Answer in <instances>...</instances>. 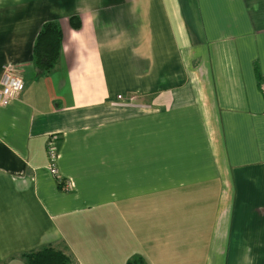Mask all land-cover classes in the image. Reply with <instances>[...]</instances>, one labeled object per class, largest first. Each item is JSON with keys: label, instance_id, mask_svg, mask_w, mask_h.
Returning <instances> with one entry per match:
<instances>
[{"label": "crops", "instance_id": "0c3cea01", "mask_svg": "<svg viewBox=\"0 0 264 264\" xmlns=\"http://www.w3.org/2000/svg\"><path fill=\"white\" fill-rule=\"evenodd\" d=\"M2 63L22 85L0 104V264L46 244L72 264H241L253 247L264 264V0H0Z\"/></svg>", "mask_w": 264, "mask_h": 264}, {"label": "trees", "instance_id": "16d2710c", "mask_svg": "<svg viewBox=\"0 0 264 264\" xmlns=\"http://www.w3.org/2000/svg\"><path fill=\"white\" fill-rule=\"evenodd\" d=\"M68 21L73 28H77L80 25V18L76 14L68 16ZM61 38V28L56 20L48 19L40 24L31 47L32 61L39 72L45 74L55 67ZM253 69L257 88L264 98V75L256 65H253ZM54 175L58 189H70V185L65 177L57 173ZM20 256L26 264H72L73 262L70 253L50 244L23 251L20 253ZM124 264L147 263L140 254H133L126 259Z\"/></svg>", "mask_w": 264, "mask_h": 264}, {"label": "built area", "instance_id": "2783aa9c", "mask_svg": "<svg viewBox=\"0 0 264 264\" xmlns=\"http://www.w3.org/2000/svg\"><path fill=\"white\" fill-rule=\"evenodd\" d=\"M22 85L21 76L15 72L9 63H2L0 70V104L5 103L8 99L15 96ZM120 98V94L116 95ZM47 155L49 158V169L55 172L52 163L55 157V149L51 146V141H47Z\"/></svg>", "mask_w": 264, "mask_h": 264}, {"label": "rangeland", "instance_id": "374dc122", "mask_svg": "<svg viewBox=\"0 0 264 264\" xmlns=\"http://www.w3.org/2000/svg\"><path fill=\"white\" fill-rule=\"evenodd\" d=\"M249 248H251V247H249ZM253 249L255 250V252L253 254V257L252 258L247 257L245 259V254H244L243 258H241V264H259V254L257 255V253H256L257 252V247H253ZM249 260H252V261L250 263H248ZM245 261H248V262L245 263ZM231 262H230V264H232Z\"/></svg>", "mask_w": 264, "mask_h": 264}]
</instances>
